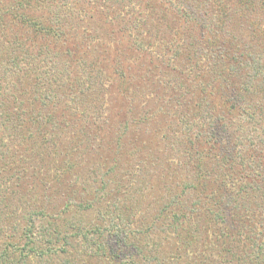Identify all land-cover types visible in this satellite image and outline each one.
Wrapping results in <instances>:
<instances>
[{"label": "rangeland", "instance_id": "1", "mask_svg": "<svg viewBox=\"0 0 264 264\" xmlns=\"http://www.w3.org/2000/svg\"><path fill=\"white\" fill-rule=\"evenodd\" d=\"M20 1L0 0L1 5L15 6L16 12V17L11 18L13 20L7 18V22L4 20L0 25V46L5 50L29 46L30 60H33L39 48L51 45L48 51L52 60L48 52L44 55L49 57L45 62L54 63L58 68L61 85L48 88L59 92V108L66 106L68 116H58L62 125L56 130L58 133H54V142L48 139L46 145H41L39 149L20 144L24 152L14 163H10L13 158L4 161L0 158V241L14 240L23 246L27 241L24 232L31 226V216L36 217L34 226H37L34 230L46 224L47 220L38 213L44 207L49 213L48 219L66 226L64 219L74 215L78 222L90 229L96 225L105 228L110 225L111 216L120 213L115 218L122 228L118 236L114 235L116 231L113 230L111 234L106 231L103 236L96 237L116 249L124 250L123 255L128 258L132 256L141 264H145L149 255L168 252L170 239L164 240L160 223L157 233L155 227L145 234L136 231L144 228L145 221L153 222L156 211L163 207L164 197L177 185L176 181L189 178L191 170L186 171L185 151L177 136L186 130L190 134L197 131L189 129L177 117L176 112L179 110L170 107L174 104L173 100L167 105L169 98L179 100L180 85L184 84L182 90L185 91L188 83L183 79L176 81L175 70H172L175 60L172 55L175 52L172 42L174 32L169 28L162 29L158 14L162 12L158 11L164 9L162 6H147L146 3H174L179 8L187 0H166L167 3L161 0H130V3L128 0H72L73 7L70 10L59 3L65 0H55L54 5L35 0L25 10L18 7ZM50 8L66 15L65 18L60 16L65 20L68 33L76 37L75 42L62 40L56 43V39L45 34H30L26 27L20 28L24 13L32 14L43 22L61 20L49 13ZM167 12L162 13L164 18L168 14L171 16ZM182 17L190 22L178 23L175 32L179 33V50L184 52L188 47L189 28L197 27V24L191 21L190 16ZM153 18L159 22L157 26ZM136 37L146 40L149 48L153 47V50L165 54L164 62L157 61L155 74L144 71L146 66L137 54L136 45L132 44ZM69 43L79 45L83 53L80 56H67ZM53 51L57 52V57L52 55ZM0 56L5 57V53ZM129 58L131 61H127ZM182 58L178 62V70L180 66L186 68L185 53ZM126 63L131 64V67ZM241 78L239 76L237 79L243 87ZM9 84L12 85L10 92L19 96L13 81ZM49 90L42 89V94H53ZM239 104L244 106L243 101ZM160 107L157 115H153V110ZM148 110L151 118H147ZM59 113L63 114L62 111ZM235 116L239 120V114ZM234 125L241 129L238 122ZM259 128L263 130L261 122L249 126L255 142H261L256 136L260 132ZM8 131L0 132V150L2 147L9 155H13L9 147L19 143L11 140L12 133ZM66 165L69 170L65 169ZM57 171H61V175H57ZM226 189L221 199L220 214L227 215L226 210L229 208L237 215L238 212L245 213L244 206L239 210L234 207L244 204L239 203L243 198L235 200L229 196L230 190ZM232 190L234 195L240 191L239 187ZM111 196L120 199V207L116 212H111L105 224L106 209L113 205L105 206L98 201L106 203ZM66 204L70 206L69 213L64 210ZM210 220L211 225L208 226L207 221L200 217L198 224L203 229L199 237L184 248L185 260L191 264H250L251 240L248 232L241 233L237 226L240 221L245 222V218L229 213L226 226L219 216L216 219L213 216ZM133 232L136 234L132 235ZM76 240L87 247V241L82 237ZM160 242L161 246L158 245ZM133 243L140 244V247H134ZM74 257L77 254L54 255L52 262L65 264L63 261H72ZM41 260L36 257L29 260L28 264H43ZM92 261L112 264L103 259ZM148 262L154 263L151 259Z\"/></svg>", "mask_w": 264, "mask_h": 264}, {"label": "trees", "instance_id": "2", "mask_svg": "<svg viewBox=\"0 0 264 264\" xmlns=\"http://www.w3.org/2000/svg\"><path fill=\"white\" fill-rule=\"evenodd\" d=\"M34 1L21 0L18 7L25 10ZM36 1L54 5L55 0ZM165 1L161 0L164 3ZM128 2L130 3V0ZM59 3L65 9L70 10L73 7L72 0ZM156 4L157 2L150 1L146 3L147 6H162L164 10L158 12L168 11L167 13L171 15L166 16L170 18L167 20L162 13H158L160 24H163L162 29L169 28L174 32L172 42L175 52L172 55L175 56V60L172 63V70H175L176 81L183 79L188 83L185 85V91L182 90L184 84L180 85L181 89L173 87L180 89L178 94L180 98L167 99V105L173 100L174 104L170 107L179 110L176 112L177 117H180L185 126L189 129L194 128L197 132L190 134L186 130L181 136H177L185 151L186 171L191 170L188 173L189 178L176 181L177 185L164 197L163 207L156 211L153 222L141 223L144 228L141 227L142 230L136 231L145 234L155 227L157 233L160 223L164 240L170 239L168 252L149 255L145 264H149V259L154 261L153 264H191L190 261L185 260L183 251L186 245L199 237L203 229L198 224L200 217H203L210 226V219L219 216L226 226L228 215L229 213L232 215V212L236 216L245 218V222L240 221L237 226L241 233L248 232L251 240L249 263L264 264V185L262 186L264 184V0H187L183 6L178 3L179 8H176L174 3ZM14 9L15 6L0 4V25L4 20L7 22V18L16 17ZM49 13L61 20L49 19L43 22L38 21L32 14L24 13V18L19 23L20 28L26 27L28 31L30 30V34L33 32L45 34L56 39V43H61L62 40L75 42L76 37L71 36L72 34L65 28L63 18L66 15L52 8ZM60 15H63V18ZM183 15L190 16L191 21L197 24V27L189 28L190 37L186 43L188 47L184 52L179 50L180 39L177 37L179 33L175 32L178 23L190 22L182 17ZM154 20L157 26L159 22L156 18H153ZM132 44L136 45L137 54L139 53L146 66L144 71L155 74L157 61L164 62L165 54L153 50V47L149 48V43L144 39L139 40V37H136ZM68 46L67 56L68 54L71 57L80 56L84 51L79 45L69 43ZM74 46L77 48L74 49ZM50 47L51 45L39 48V52H35L34 59L30 60L29 46L13 50H5L0 46V54L5 53V57L0 56V132L9 130L8 132L12 133L11 140L19 143L9 147L13 155H9L1 147L0 158L3 161L12 158L10 163L17 161V157L24 152L20 144L29 145L33 149H39L41 145L45 146L48 139L55 138V131L62 125L58 121V116H68L66 106L59 108V92L48 88L61 85L58 68L54 63L45 62L49 57L44 55L49 52ZM184 53L186 68L180 66L178 70L176 69L178 62L182 61ZM49 54L52 60L51 53ZM52 55L57 57V52L53 51ZM170 57L172 58L171 54ZM127 61H131V58ZM126 64L131 67V64ZM239 76L242 77L243 87L239 85L237 79ZM11 81L14 83V88L18 89L19 96L10 92ZM42 89H50L49 92L53 94L43 95ZM242 101L244 106L239 104ZM149 102L150 100L147 103ZM160 109L161 107L154 109L153 115H157ZM146 113L147 118H151L150 110ZM237 114L239 120L235 116ZM138 117L143 119L141 115ZM235 122L239 123L241 129L235 128ZM256 122H261L263 127V130L259 128L260 132L256 134L262 143L255 142L250 134L249 126ZM65 169L69 170L67 165ZM59 173L61 171H57V175H61ZM237 187L240 191L234 195L232 189ZM225 188L230 190L229 196L235 200L243 198L239 203L244 204L234 207L239 210L244 206L245 213L238 212L237 215L229 208L226 210L227 215L220 214ZM119 200L111 196L106 203L98 201L105 206L113 205L106 209L107 218L103 221L105 224L111 212H116L120 207ZM66 207L64 210L69 213V204H66ZM111 207L115 210H111ZM38 213L45 221L47 220L46 224L34 230L37 226V224L34 226L36 217L31 216V226L24 232L27 241L23 246L14 240L0 241V264H28L29 260H34L36 257L42 259L40 262L43 264H55L52 262V257L59 254L73 256L77 254L72 261H63L65 264H87L85 262L100 259L108 260L112 264H141L132 256L128 258L123 255L124 250L116 249L112 244H107L105 240L96 237L103 236L106 231H110L111 234L113 230L116 231L114 235L118 236L122 228L118 222H115V218L119 217L120 213L113 214L110 225H106L105 228L96 225L92 229L78 222L74 215L64 219L67 223L65 226L63 223L48 219L49 213L44 207L39 209ZM80 237L87 241V247L77 243L76 239ZM133 245L136 248L140 247L137 243ZM158 245L161 246L162 242Z\"/></svg>", "mask_w": 264, "mask_h": 264}]
</instances>
